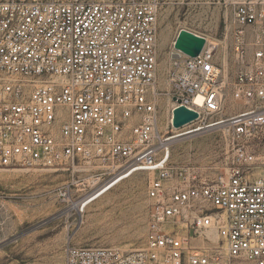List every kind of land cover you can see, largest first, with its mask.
I'll use <instances>...</instances> for the list:
<instances>
[{"label":"built area","instance_id":"1","mask_svg":"<svg viewBox=\"0 0 264 264\" xmlns=\"http://www.w3.org/2000/svg\"><path fill=\"white\" fill-rule=\"evenodd\" d=\"M213 1L233 14L232 80L220 82L206 39L195 57L169 53L171 116L198 114L181 134L218 128L229 152L200 180L172 165L173 136L158 129L157 18ZM263 20L264 0H0V168L67 174L57 196L76 215L131 175L155 174L142 244H66L65 264H264ZM228 99L244 108L228 113Z\"/></svg>","mask_w":264,"mask_h":264},{"label":"rangeland","instance_id":"2","mask_svg":"<svg viewBox=\"0 0 264 264\" xmlns=\"http://www.w3.org/2000/svg\"><path fill=\"white\" fill-rule=\"evenodd\" d=\"M164 6L157 18V122L165 136H178L188 126L175 129L171 119V87L168 77L169 53L181 29L207 38L216 46V60L221 68L220 82L232 80L233 14L222 3ZM260 25V22L259 24ZM264 26V20L262 22ZM252 29L248 42L252 41ZM165 42L161 45L163 39ZM248 48V55L252 54ZM164 63L162 64V62ZM160 82V83H159ZM228 113L244 106L227 100ZM215 116H207L209 123ZM170 162L197 172L203 180L212 176L226 153L218 128L184 134L170 142ZM152 172H138L123 180L100 199L90 204L82 215L65 210L66 202L57 189L70 177L62 172L39 168H0V264H65L66 244L113 247L129 251L139 247L146 231L147 187Z\"/></svg>","mask_w":264,"mask_h":264},{"label":"water","instance_id":"3","mask_svg":"<svg viewBox=\"0 0 264 264\" xmlns=\"http://www.w3.org/2000/svg\"><path fill=\"white\" fill-rule=\"evenodd\" d=\"M204 45V37L186 29H181L173 42L174 49L190 57L199 55ZM197 117V112L185 106H176L172 109L171 124L173 128L181 129L196 120Z\"/></svg>","mask_w":264,"mask_h":264},{"label":"bare ground","instance_id":"4","mask_svg":"<svg viewBox=\"0 0 264 264\" xmlns=\"http://www.w3.org/2000/svg\"><path fill=\"white\" fill-rule=\"evenodd\" d=\"M205 39H206V46L208 47V46L211 45V44H210V42H209V40H208L207 38H205ZM164 42H165V35H164V31H163V39H162V43H161V45L164 44ZM214 46H215V45H214ZM169 57H170V56H169ZM169 59H170V58H169ZM163 63H164V61L162 62V64H163ZM159 83H160V82H159ZM171 104H172V106H173V104H174L173 101H172ZM170 120H171V119H170ZM210 125H211V124H210ZM210 125H208V126H210ZM202 128H205V127H200L199 129L204 130V129H202ZM209 128L211 129L212 127H209ZM213 128H214V127H213ZM201 130H200V131H201ZM184 134H186V133L179 134L178 136H182V135H184ZM178 136L170 137L171 140H170L169 142H171L173 138L178 137ZM22 169H25V168H22Z\"/></svg>","mask_w":264,"mask_h":264}]
</instances>
